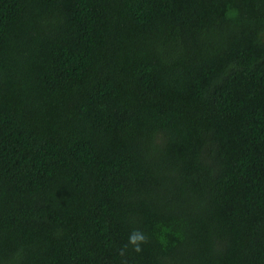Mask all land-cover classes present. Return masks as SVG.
Instances as JSON below:
<instances>
[{"label": "trees", "instance_id": "obj_1", "mask_svg": "<svg viewBox=\"0 0 264 264\" xmlns=\"http://www.w3.org/2000/svg\"><path fill=\"white\" fill-rule=\"evenodd\" d=\"M0 264H264V0H0Z\"/></svg>", "mask_w": 264, "mask_h": 264}]
</instances>
